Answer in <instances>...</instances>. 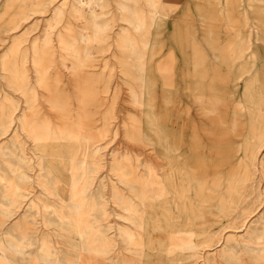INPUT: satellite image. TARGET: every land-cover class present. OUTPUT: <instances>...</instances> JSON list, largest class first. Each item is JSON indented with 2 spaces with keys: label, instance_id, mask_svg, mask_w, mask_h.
I'll list each match as a JSON object with an SVG mask.
<instances>
[{
  "label": "rangeland",
  "instance_id": "1",
  "mask_svg": "<svg viewBox=\"0 0 264 264\" xmlns=\"http://www.w3.org/2000/svg\"><path fill=\"white\" fill-rule=\"evenodd\" d=\"M32 1L14 0L13 4H8L6 0H0L1 4H5V6L2 5L4 9L7 10L1 19L2 25H0V98L3 99L5 104L9 105V100L5 99V94H7L15 98L17 104L13 118L6 123L5 132L0 135V139L9 145L4 153H0V241L7 252L19 259L23 255L18 252V249H33V254L30 253L26 256L30 260L34 259L32 261L38 260L37 264H51L50 260H54L55 257L60 258L63 264H75L73 260L76 258V252L82 253L88 259H93L97 264H113L122 257L133 259L137 264H200L203 257L192 256L193 247L192 249L183 250V240L193 244L213 240V245L217 246L214 253L201 250L203 256L208 257L210 261L211 259L214 260L213 264H264V258L257 257L256 254L249 252L243 243V240L247 243L250 242L252 246L249 247L252 250L253 248H259L258 245H264V238H258L259 235L262 236L260 228L264 223V219L260 216V213L264 210V204L261 203L262 200L258 198V194L260 193V187L263 186L261 189L264 188V183L254 181V177H251V173L258 171L259 159H264V145H262L259 152H256L257 147L255 148L259 143L264 142V104L259 106L256 103L251 104L252 111L257 116L250 117L239 114L237 123H232L235 102L241 98L243 99L242 89L246 87V84L242 85L243 81H241L240 87H236L238 89L235 90L232 86L231 75L237 70L239 64L247 62L248 58L246 56L239 58L232 65L233 55L230 52V47L234 45L233 47L240 49L245 45L241 41V37L247 27L242 13L246 2L244 0H187V2L186 0H167L168 2L161 0L162 3L165 1L163 4L170 2L169 7L172 8L156 19L151 26V33L144 31L135 34L138 43L141 45L143 43L147 44L148 39H150L148 50L142 57V61L141 59L137 61L140 67L138 69L134 67L133 74H130L125 70L126 67L122 60L123 55L120 52V46L117 44V40H121V33L119 35L118 33L124 27H129L130 22L122 18L117 7L120 1H127L129 11L125 12L126 15H131L130 17L141 16L147 7L146 0H104L103 5L94 6V8L100 13L98 20L109 23L107 25L109 26V37L106 38L103 49L100 44L91 46L90 51L92 53L89 61L83 66V70H80L78 74H74L71 71L69 72V69L63 65L62 54L66 50L62 48L58 34L63 33L68 36L70 30L68 26L70 24L77 33L91 30V13L85 8L84 17H78L80 20L78 21L71 11V4L74 0H54L52 3L54 8L56 5L67 1L61 21L52 30V46L49 47V53L46 56L47 58H54L53 61H50L52 65L50 75L51 86L56 92H49L48 87L45 88L38 84L36 87L38 99L35 110H33L29 108L23 96L11 88L5 85V92L1 89V86L5 83L1 68L2 59L11 50L14 43L13 37L21 35L24 23L22 22V26L14 30H5V27L12 24V20L19 11H31L34 7ZM23 3H28L29 6L27 4L24 6ZM254 4L257 10L259 5L263 3L261 0H255ZM225 6L226 8H224ZM263 7L264 5L258 12L255 10L256 17H252L253 25L257 26L258 34L257 36L254 34L251 48L256 51L257 63L247 75L254 74L257 76V89L264 94V13H261ZM104 11L105 13H102ZM48 14L49 12L34 14L38 17V22L34 25L29 37L44 34V23L49 16ZM239 16L241 17L239 18ZM84 20L88 22H84ZM82 22L83 24L87 22V24L83 25ZM82 43V46H84L85 43L83 41ZM229 44L231 45L229 46ZM154 48L156 49L155 52ZM161 60L165 61L166 65L164 66L166 68L160 65ZM28 64L30 63L28 62ZM105 65H107L106 68H104ZM150 68L152 72H150ZM89 69L95 72L93 75L100 73L99 76H93L90 82L88 79ZM32 79L35 81V76H32ZM91 85H93L91 93L86 92ZM148 88H152V91ZM132 89L137 92L136 100L132 96ZM216 92L218 95L215 94ZM237 93L239 94L237 95ZM57 94L60 96L59 99H62L58 105L54 103V97L56 98ZM220 101L221 103H219ZM24 112L30 114H36L37 112L38 114L34 117L31 115V118L41 120L46 117L57 130L77 125L85 133L89 129L93 130L94 133H98L106 122H110L109 127L111 130L108 138L111 139V142L109 147L104 149L105 160L115 156V152L130 150L135 159H138V165L141 169L146 168L145 164L149 162L160 172L177 178L179 182L177 190L176 186H172L167 198L151 200L144 218V228L138 225L133 227L137 234L135 237L142 251L124 249L122 243L112 246L104 253L80 249L65 242L67 240L79 242L78 235L75 232L61 229L57 231L52 223L45 226L41 220V215L35 214L36 209L31 207L34 198L40 195V203L45 202L50 207L47 217L51 220L57 218L59 221L60 216L53 212V205L59 208V212L67 213L70 211L72 199L70 198L69 184L66 182L56 183L53 179H49L51 193H48L39 181V176H37V170L39 169L37 165L34 167L24 166L31 175V185L26 191V197H7L5 195L7 188L11 185L10 180L18 178L17 172L12 171V168L20 160L11 151L15 135L18 134L26 141L25 153L32 155L34 152L29 138L22 130L21 118ZM149 113L152 114L155 122L162 128L165 138L170 137L173 149L169 150L166 144L159 143L155 138H149L153 137L148 123ZM135 122L139 123L140 129L143 130L142 133L136 130ZM185 122L187 125H185ZM251 128L257 129L258 133L255 138L247 136ZM136 131L138 134H136ZM174 139L177 142H174ZM239 143H243L244 146L239 147ZM15 152L22 155L19 146L15 149ZM176 154L180 155L176 156ZM262 168L264 170V165L259 166V170ZM110 175L111 171L107 165L97 171L92 183V190L98 192L103 191V189L106 190L105 192L109 195H107V201L101 199L100 202H105L111 213L106 217H98H101L100 219L105 224L116 225L117 222L124 223L125 221L120 217L118 213L120 207L116 204L108 188ZM240 176H242V179L239 178ZM102 179L107 182L106 188H103L104 186L100 182ZM201 183L204 185L202 186ZM206 188L208 189L206 190ZM124 191L129 194L127 188ZM200 191L204 193H202L204 196ZM199 193L201 195H198ZM58 195L63 197H58ZM202 198L203 201H200ZM209 198L214 199V201ZM8 207L13 208L14 214L8 216L4 212V209ZM123 212L129 214L131 211L125 209ZM211 212L215 214L213 215ZM34 215L37 217L36 220ZM186 216H189L190 219L184 220ZM81 217L79 218L85 219L87 216L83 215ZM87 218L93 219V216L90 215ZM186 223L188 225H185ZM242 223L247 224L248 229L244 227L245 225L242 226ZM81 224L83 225V221ZM227 225H232L229 228L243 230L241 231L243 234L238 235L239 240L242 242L235 244L237 250H240L238 256L237 253L233 255L230 252H226L225 255L220 254V250L226 247L223 244H218L225 236L228 239L230 236L228 235V229L225 228ZM185 228H188L186 232L183 231ZM112 231L113 229L108 232L111 233ZM43 238L49 240V251L41 247ZM21 242L23 243L21 244ZM30 242L33 245H27ZM230 242L231 237L228 240V243ZM85 245H87L86 242ZM178 257H185L186 259L176 261L175 259ZM47 258L50 262L45 260Z\"/></svg>",
  "mask_w": 264,
  "mask_h": 264
},
{
  "label": "bare ground",
  "instance_id": "2",
  "mask_svg": "<svg viewBox=\"0 0 264 264\" xmlns=\"http://www.w3.org/2000/svg\"><path fill=\"white\" fill-rule=\"evenodd\" d=\"M16 1H18V0H16ZM20 1L24 2L25 0H20ZM103 1L104 0H74L71 4L72 14L75 15L77 19H78V17H82V16L84 17L85 8H87L88 12L91 13L90 15L92 17V22H91V30H86V31H82V32L77 33V32H75L76 30L74 31V29L71 27L72 25L70 24V26H68V28L70 29L68 31V36L64 35L63 33L58 34L62 48L64 50H66L65 51L66 53L64 52L62 54L63 55L62 56V62H63V65H65L69 69V72L71 71L74 74H78L80 70L84 69L83 66L87 64V62L89 61V58L91 57V53H92L90 51L91 46H93L95 44H100V45H102V49L104 48L105 40L107 37H109V34H108L109 26H107V25H109V23L107 21L100 22L98 20V16L100 13L97 10H95V8H94V6L103 5ZM244 1L246 2V5L242 9L243 10L242 13L244 14L245 24L247 27H246L245 33L242 34L241 41H243L245 43V45L240 49L239 48L236 49L235 47H233L234 46L233 45L230 47L231 48L230 52L233 55L232 62H231L232 65H234V63H236V61L239 58H243L244 56H246L248 58L247 62L245 61V62L239 64V67L237 68V70L233 73V75H231L232 86L235 90H237L240 87L241 81H243L242 85L246 84V87L244 89H242L243 99L241 98L240 100H237L235 102V109L233 108L234 111H233L232 123L233 122L235 123L237 121V119H239L238 116H240V115H243V116L247 115L250 117L251 116L252 117L257 116L256 113L254 111H252V105L251 104L256 103L258 106L260 104H264V94L261 91H258L257 86H256L257 85V83H256L257 82V76L254 74L249 75V76L247 75L250 73V71H252L253 66L257 63L256 51H254L251 47L253 46L252 41L254 40L253 39L254 34H256V36H257L258 33H257V26L253 25V18H252V17H256V14H255L256 8H255V4H254L255 0H244ZM261 1L263 4L259 5V9L256 10L257 12H258V10H261L260 8L264 5V0H261ZM12 2H14V0H10V1L6 0V3H8V4H13ZM53 2H54V0H33L31 3L34 5V7L31 9V11H29V10H26L23 12H22V10L19 11L15 15V18L12 20V24H8L5 27V30H14V29H17L19 26H22L21 25L22 22L24 23L23 24V31L21 32V35H15V37H13L14 43L11 47V50L8 53H6L4 55V58L2 59V67L1 68L3 70V77L5 79V83L1 86V89L3 90V92H5V90H4L5 85L7 87L11 88L13 91H15L16 93L23 96L24 101L26 103H28L29 108H31L33 110H35V104H36V101L38 99V97H37L38 91L36 88L38 86V84L40 86L45 87V88L48 87L49 92H56L55 89L51 86V75H50V70L52 68L50 61H53L54 58H47L46 56L49 53V47L52 46L51 45V43H52V30H53L54 26L58 22L61 21L63 15H64V7H65V4H67V1H64L60 5H56L55 8H54V4H52ZM186 2H187V0H186ZM186 2H185V4H186ZM163 3L161 2V0H146V5H147L146 9L143 11V14L141 16H136V17H130L131 15L130 16L126 15L125 12L129 11V5H128L127 1H120L118 4L117 10L120 12L122 18L126 19L130 22L129 27H124L118 33V35L121 33L120 34L121 40H119V41L117 40V42H118L117 44H118V46H120L119 47L120 52L123 55L122 60L124 61L123 64L126 67L125 70L127 72H129L130 74L131 73L133 74L134 67L137 69L140 67V65L137 61L139 59H141V61H142V57L145 55L146 51L148 50L149 39H150V38L148 39L147 44L143 43L141 45L138 43V40L136 39L137 37L135 34L137 32L142 33L144 31H148L147 33L152 32L151 26L154 24L156 19L162 13H164V12L167 13V11H169V9L171 10V8H172L171 6L169 7L170 2L168 4H163ZM23 4H24V6H26V4H27V6H29L28 3H26V4L23 3ZM2 5L5 6V4L0 3V7H1V9H0V25H2L1 19L3 18L4 14L7 12L6 8L4 9V7ZM170 5H171V3H170ZM227 6H229V5H227ZM224 8H226V6ZM229 9H231V8H229ZM240 10H241V8H240ZM262 10L263 11H261V13L262 12L264 13V7L262 8ZM46 12H49V14H48L49 16L46 18L45 23H44V34L42 36L33 35L32 37H29L30 36L29 34L33 31L34 25L38 22V17H36L34 14H36V13L42 14V13H46ZM102 13H105V11ZM190 13H191V11H190ZM72 14H70V15H72ZM222 14H224V13H222ZM229 14H227V15H229ZM178 16H179V13H178ZM177 17H176V19H177ZM240 17L241 16H239V18ZM210 18H212V17H210ZM218 19H219V17H218ZM223 20H224V18H223ZM255 20H257V19H255ZM78 21H80V20L78 19ZM85 21H87V20H84V22ZM212 21H214V20H212ZM240 21H241V19H240ZM87 22L84 24L82 22L81 24L85 25V24H87ZM74 26H75V24H74ZM242 26H244V25H242ZM86 28H87V26H86ZM182 28H183V26H182ZM0 31H1V29H0ZM179 31H180V29H179ZM238 31H240V30H238ZM242 32H244V31H242ZM210 33H211V31H210ZM118 35H117V37H118ZM176 39H178V38H176ZM82 41L85 43L84 46H82V44H83ZM232 43H233V41H232ZM230 45L231 44H229V46ZM155 50L156 49L154 48V52H155ZM133 53H135V55H133ZM152 55H154V54H152ZM156 57H158V56H156ZM156 61H157V59H156ZM28 62L30 64H28ZM160 65L162 67L166 68V66H164V65H166L164 60H161ZM106 67H107V65H105L104 68H106ZM176 67H178V66H176ZM150 70H151V68H150ZM173 70H175V69L173 68ZM258 70H259V68H258ZM150 72H152V70ZM93 74H95V72L93 70L89 69L88 70L89 82L93 76H96V75L99 76L100 73H98V74L96 73V75H93ZM32 76H35V81L32 79ZM79 76L81 77V75H79ZM150 77H151V75H150ZM56 84H58V83L56 82ZM236 87H238V88L236 89ZM92 88H93V85H91V87L86 92L91 93ZM162 88L164 89V87H162ZM148 89L152 91V88L151 89L148 88ZM132 90H133L132 96L134 97V100H136L137 92L135 89H132ZM193 91H195V90L193 89ZM161 93H163V92H161ZM215 94H217V92ZM238 94L239 93H237V95ZM57 97L56 98L54 97V103L58 105L62 99H59L60 96L58 94H57ZM209 97H211V96H209ZM5 99L9 100L10 104L9 105L5 104L3 99L0 98V135H2L3 132H5L6 123L13 118L14 111L17 108L15 98L5 94ZM153 100H155V99H153ZM202 101H203V99H202ZM219 103H221V101ZM201 104H202V102H201ZM200 107H202V106H200ZM229 108H230V106H229ZM209 110L211 111V109H209ZM37 114H38L37 112H36V114H34V113L30 114V113L24 112L22 115V118H21L22 130L25 132L26 137L29 138V141L32 144V149L34 152L32 155L25 153L24 150H25V142L26 141L24 140V138H21L18 134L15 135L14 141H13V148L11 149V151H13V153H15L20 158V160L18 161V163L15 164V167L12 168V171L17 172L18 178L16 180H14V179L10 180L11 185L9 188H7L5 195L7 197H11V196L12 197H16V196L26 197V195H27L26 191H27L29 185H31L30 184L31 175L29 174V171L24 168V166L34 167L35 165H37L39 167V169L37 170V172H38L37 176H39V181L43 184L44 188L48 191V193H51L49 179H53L56 183L57 182H66L69 184L70 198L72 199V205L69 208L70 211H68L67 213L59 212V208H57L55 205H53V212L57 216H58V214L60 216V221H59L57 218L55 220H53V219L51 220L47 217V215L49 214L50 207L45 202L40 203L39 200H41V196L37 195L36 198H34V201H33V204L31 205V207L36 209L35 214L41 215V220L43 221V224L45 226H48L50 223H52L55 225V228L57 229V231H59V229H61V230H70L72 232H75L78 235L79 242H72L70 240H67L65 242H68L69 245L77 246L80 249L93 250V251L104 253L109 248H111L112 246H115L119 243H122L124 249H128L131 251H142V248L138 245V240L135 237L137 234H136V231L134 230L133 227L134 226L136 227V225H138V226L144 228L143 222H144L145 215L149 209L148 206L151 203V200L167 198V196L171 192L172 186H176V190H177V186L179 183L177 181V178L173 175L160 172L153 164H151L149 162H147V164H145L146 168L141 169L140 166L138 165V159H135V157L133 156V154L130 150H125L124 152H119V153L115 152V156H113L109 160H105L104 149L109 147V144L111 142V139L108 138L110 130H111V128L109 127L110 122H106L105 125L102 126L101 129H99L98 133L97 132L94 133L93 130H91V129H89L85 133V131H82L81 128L77 125H76L77 127L76 126H74V127H63L61 129L57 130V129H55L56 127L53 126V124L46 117H44L41 120H34L33 118H31V115H32V117H34ZM234 114H235V116H234ZM148 116H149V122L148 123L150 126V132L153 135V137H149V138H155L159 143H163L164 145L166 144V147L169 150L173 149L174 147L172 145V141H171L170 137L165 138V135H164L162 128L155 122V119L153 118L151 113H149ZM207 124H209V123H207ZM230 124H231V122H230ZM185 125H187V123ZM134 126L136 127L137 131L139 130L138 131L139 133H142L143 130L140 129L139 123L135 122ZM251 127H252V125H251ZM137 131H136V134H138ZM185 131L187 132V130H185ZM257 133H258L257 129L251 128L248 131L247 136H249L251 138H255ZM222 138H224V137H222ZM191 140H192V138H191ZM174 142H177V140L174 139ZM151 144H153V143H151ZM146 145H147V143H146ZM262 145H264V142L259 143L258 146H255V148L257 147L256 152H259L262 149ZM18 146L22 150V155L15 152V149ZM241 146H244V144L239 143V147H241ZM6 148H9V145H7L4 141H2V139H0V153H4L6 151L5 150ZM184 148H186V147H184ZM176 149H178V148H176ZM111 151L114 152V150H112V149H111ZM156 155H158V154H156ZM177 155H180V154H176V156ZM160 157H161V155H160ZM180 159L184 160L181 157H180ZM241 159H243V158H241ZM152 162H154V161H152ZM158 162H159V160H158ZM105 165H107V167L111 171V175L108 178L109 179L108 188L110 189V194L115 199L116 204L120 207V211L118 213H119L120 217H122L124 219V221H125L124 223L117 222L116 225H113L111 223L105 224L104 222H102V219H100L101 217H106L107 215H109L111 213L109 208L106 206V203L100 202L101 199L107 201L106 198L109 195L105 192L106 190H104V189H103V191H100V192L92 190V188H93L92 183H93L94 178H95V173L97 171H100V169L104 168ZM261 165H264V159L263 158L259 159L258 171L257 172L254 171L253 173H251V177H254V181L264 183V170H263V168L261 170H259V166H261ZM248 169H249V167H248ZM235 170H237V169H235ZM241 170H242V168H241ZM178 172H179V170H178ZM239 172H238V174H239ZM246 175H247V173H246ZM241 177L242 176H240L239 178H241ZM100 182L103 184V186H104L103 188H106L107 182L105 181V179L100 180ZM204 184H202V186ZM198 185H200V184H198ZM262 187L263 186L260 187V193L258 194V198L260 200H262L261 203L264 204V188L261 189ZM125 188L128 189L129 194L124 191ZM209 188H211V187H209ZM207 189L208 188H206V190ZM182 190L184 191V189H182ZM200 193H201V191H200ZM200 193L198 195H201L203 192L201 194ZM227 194H229V193H227ZM58 197H63V196L58 195ZM196 198H197V196H196ZM212 200L214 201V199H212ZM200 201H203V198ZM198 202H199V200H198ZM204 202H205V200H204ZM163 203H165V202H163ZM163 203H161V204H163ZM158 204H160V203H158ZM203 205H204V203H203ZM184 206H186V205H184ZM17 207H20V206H17ZM125 209H127L128 211L130 210L131 212H129V214H126L123 212ZM4 212L8 216L14 214V210L12 207H8V208L4 209ZM228 213H231V212H228ZM197 214H199V213H197ZM83 215H86L87 217L92 215L93 219H90L87 217L85 219H80V218H82L81 216H83ZM98 216H101V217L99 218ZM203 216H205V215H203ZM260 216L262 219H264V210L260 213ZM34 217L36 220V218H37L36 215H34ZM197 217H199V216H197ZM227 217H226V219H227ZM187 219H190L189 216H186L184 218V220H187ZM82 221H83V225L81 224ZM214 224H215V222H214ZM57 225H58V227H57ZM185 225H188V223H186ZM241 225L242 226L245 225L244 226L245 228L247 227V224L242 223ZM230 226L232 227V225H227L225 227L228 229L227 231L230 232V233L228 232V235H230L229 239H228V237L225 236L226 238L224 237L223 240L220 241V243L218 244V245L223 244L226 247V248H222L220 250V254L225 255L226 252H228V253L230 252L233 255H236V253H237V256H238L240 250H237L235 244L236 243L240 244V242H242L241 240H239L238 235H242L243 233H241V231H243V230L229 228ZM111 229H113V231L111 233L108 232ZM247 229H248V227H247ZM187 230H188V228H185L183 231L186 232ZM260 230L262 232V236L259 235L258 236L259 239L264 238V223L262 224V227L260 228ZM60 235L62 236V234H60ZM230 237H231V242L228 243V240H230ZM85 242L87 245H85ZM22 243L23 242H21V244ZM243 243L245 244V246L247 247L246 249L249 252H251L254 255L256 254L257 257L264 258V245H258V246H260L259 248H253V250H252L249 247V246H252L250 244V242L247 243V241L243 240ZM27 245H33V243L30 242V244L27 243ZM41 247L44 250L49 251L50 250L49 240L46 238H43ZM192 247L194 248V251L192 250V253H191L192 256H197L198 258H199V256H200V258H201V256L203 257L200 260V264H213L214 263V260L211 259V261H210V259L208 257H205L201 254L202 253L201 250H204L205 252H208V253H214L217 246L213 245V240H208L206 242H197L196 244H193L192 242L183 240V244H182L183 250L192 249ZM18 252H20L23 255L19 259L16 258L11 253H8L7 250L5 249V247L3 246L2 242L0 241V264H31L33 262H35V263L38 262V260H35V261H32L34 259L30 260L26 256L30 253L33 254V252H34L33 249L25 250V249L21 248V249H18ZM44 253H45V251H44ZM75 255H76V258H75V260H73L75 264H97L93 259L86 258L80 252H76ZM40 257H43V256H40ZM127 259H128L127 257L126 258L122 257V259L116 260L115 263H113V264H137L133 259H130V258L128 260ZM181 259L184 260L186 258L185 257H178L175 260L178 261ZM39 260H40V258H39ZM45 260L48 262L51 261L52 262L51 264H53V263L63 264L61 262L60 258H58V257H55L54 260H50V261H49V258H47Z\"/></svg>",
  "mask_w": 264,
  "mask_h": 264
}]
</instances>
